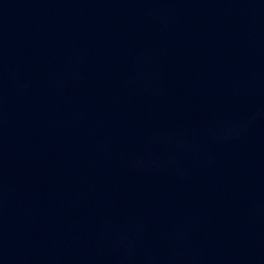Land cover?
<instances>
[{"label":"water","instance_id":"1","mask_svg":"<svg viewBox=\"0 0 264 264\" xmlns=\"http://www.w3.org/2000/svg\"><path fill=\"white\" fill-rule=\"evenodd\" d=\"M0 264H264V0H0Z\"/></svg>","mask_w":264,"mask_h":264}]
</instances>
